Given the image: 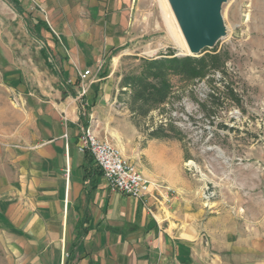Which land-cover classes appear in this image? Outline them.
I'll return each mask as SVG.
<instances>
[{
  "label": "crops",
  "instance_id": "obj_1",
  "mask_svg": "<svg viewBox=\"0 0 264 264\" xmlns=\"http://www.w3.org/2000/svg\"><path fill=\"white\" fill-rule=\"evenodd\" d=\"M145 3L0 0V264H264V176L233 196L247 212H226L201 201L177 143L147 141L142 173L172 192L142 200L114 192L79 151L85 126L134 158L115 74Z\"/></svg>",
  "mask_w": 264,
  "mask_h": 264
},
{
  "label": "rangeland",
  "instance_id": "obj_2",
  "mask_svg": "<svg viewBox=\"0 0 264 264\" xmlns=\"http://www.w3.org/2000/svg\"><path fill=\"white\" fill-rule=\"evenodd\" d=\"M220 17L223 34L206 49L217 48L222 53L226 61L223 71L187 84L173 78L171 98L146 118L132 117L127 97L121 96L119 101L138 131L127 146L134 156L129 161L139 171L151 167L146 157L147 141L177 143L183 151L181 166L201 190L206 207L239 212L233 196L246 200L256 192L257 177L264 176V0H224ZM133 34L134 41L117 54L115 82L137 73L142 58L170 51L189 55L188 40L169 0H146ZM41 95L35 92L38 99H43ZM211 95L219 99L214 105L209 102ZM160 126L175 127L179 137L151 139L150 134ZM122 132L125 134L124 128ZM258 185L264 189V181ZM207 187L216 193L208 203L203 198ZM247 208L249 204L244 203L240 212L244 214Z\"/></svg>",
  "mask_w": 264,
  "mask_h": 264
},
{
  "label": "trees",
  "instance_id": "obj_3",
  "mask_svg": "<svg viewBox=\"0 0 264 264\" xmlns=\"http://www.w3.org/2000/svg\"><path fill=\"white\" fill-rule=\"evenodd\" d=\"M225 65L226 61L217 48L205 49L198 56H180L176 51H170L157 57L142 58L139 71L122 78L120 95L127 97V106L132 117L146 118L171 98L175 88L173 78H178L182 83H193L223 71ZM226 89L235 100L237 97L233 90L227 87ZM217 101V97H209V102L213 105ZM178 137L179 133L173 126H160L150 134L151 139ZM94 168L102 175L97 165Z\"/></svg>",
  "mask_w": 264,
  "mask_h": 264
},
{
  "label": "built area",
  "instance_id": "obj_4",
  "mask_svg": "<svg viewBox=\"0 0 264 264\" xmlns=\"http://www.w3.org/2000/svg\"><path fill=\"white\" fill-rule=\"evenodd\" d=\"M91 72L81 76L82 94L87 92L86 79ZM67 138V136H66ZM79 151L89 153L100 168L103 178L116 193L135 199H145L151 193H171V189L163 182L147 179L139 169L126 159L120 150L108 141H100L89 127L79 129ZM216 193L207 187L203 194L206 203L212 201Z\"/></svg>",
  "mask_w": 264,
  "mask_h": 264
},
{
  "label": "water",
  "instance_id": "obj_5",
  "mask_svg": "<svg viewBox=\"0 0 264 264\" xmlns=\"http://www.w3.org/2000/svg\"><path fill=\"white\" fill-rule=\"evenodd\" d=\"M169 1L191 48L188 56H198L223 34L220 8L224 0Z\"/></svg>",
  "mask_w": 264,
  "mask_h": 264
},
{
  "label": "bare ground",
  "instance_id": "obj_6",
  "mask_svg": "<svg viewBox=\"0 0 264 264\" xmlns=\"http://www.w3.org/2000/svg\"><path fill=\"white\" fill-rule=\"evenodd\" d=\"M187 51L189 52V55L192 53L191 48L187 46Z\"/></svg>",
  "mask_w": 264,
  "mask_h": 264
}]
</instances>
